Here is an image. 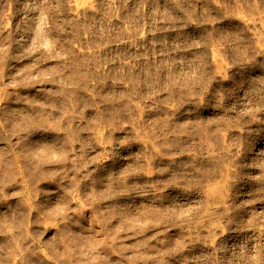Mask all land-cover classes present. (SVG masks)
<instances>
[{
  "label": "rangeland",
  "instance_id": "rangeland-1",
  "mask_svg": "<svg viewBox=\"0 0 264 264\" xmlns=\"http://www.w3.org/2000/svg\"><path fill=\"white\" fill-rule=\"evenodd\" d=\"M0 71V264H264V0H0Z\"/></svg>",
  "mask_w": 264,
  "mask_h": 264
},
{
  "label": "bare ground",
  "instance_id": "bare-ground-1",
  "mask_svg": "<svg viewBox=\"0 0 264 264\" xmlns=\"http://www.w3.org/2000/svg\"><path fill=\"white\" fill-rule=\"evenodd\" d=\"M1 70H2V68H1ZM1 73H2V71H0V75H1ZM4 74H5V73H4ZM4 74H3V75H4ZM4 76H5V75H4ZM0 99H1V98H0ZM2 99H3V98H2ZM33 101H34V100H33ZM34 102H35V101H34ZM27 104H29V107H30V103H27ZM27 104H26V107H28ZM31 104H33L32 101H31ZM34 105H35V104H33L32 106H34ZM35 106H36V105H35ZM26 107H25V108H26ZM29 107H28V109H29ZM1 108H2V107H1ZM23 108H24V106H23ZM23 108H22V109H23ZM31 108H33V107H31ZM31 108H30V109H31ZM2 109H3V108H2ZM2 109H1V110H2ZM22 109H19V112H20V110H22ZM33 109H37V108H33ZM23 110H24V109H23ZM26 110H27V109H26ZM26 110H25V111H26ZM37 110H38V109H37ZM37 110H36V111H37ZM27 111L29 112V110H27ZM34 111H35V110H34ZM1 112H5V111L3 110V111H1ZM17 112H18V111H17ZM20 113H21V112H20ZM22 113H23V112H22ZM35 113H37V112H34V115H35ZM1 114H2V113H1ZM4 114H5V113H4ZM4 114H3L2 116H4ZM7 114H8V113H7ZM7 114H6V116L8 117L9 114H8V115H7ZM25 114H26V117L28 116L27 118L30 117L29 114L27 115V113L24 112L23 115L25 116ZM30 114H32V112H31ZM19 115L21 116V114H19ZM23 115H22V116H23ZM32 115H33V114H32ZM37 115H38V114H37ZM37 115H36V116H37ZM2 116H0V117L2 118ZM9 116H10V115H9ZM24 116L22 117V120L25 118ZM7 117H6V118H7ZM31 117H32V119H30V120L33 121V118H34V117H33V116H31ZM39 117H40V115L38 116V118H39ZM1 118H0V120H1ZM4 118H5V116H4ZM18 118H19V117L14 118L15 120H12V122H13V121H14V122L16 121L14 124H13V123H6V122H5V119H4L3 122H0V166L2 167V165H3L2 163H4V165H5V167H6V170H5V171H6V174H7V172L10 171V172L8 173L9 177L7 176V178H6V174H4V176H5L4 178H5V179H11V180L14 179V175H13V174H14L15 172H14L13 170H14V166H15L16 161H17V160L15 161V159H17V158H16V156L14 155L15 153H14V154L11 153L12 151H10V145L8 144V146L6 147L7 144L5 143V138H4V135H3L2 131L7 132V134L9 135L8 137H11L10 134L13 135V133H11V132H12V131H15L14 129H17V130H19V131L21 132V130H25V128L27 127V130L24 131V133H26V132L28 131V129H29V126H28V125H25V123H24V125H25V126H24V125L22 124V122H20V121H22V120L18 121V120H19ZM20 118H21V117H20ZM27 118H26V119H27ZM35 118H36V117H35ZM35 118H34V119H35ZM36 119H37V118H36ZM8 120H10V117H8ZM8 120H7V121H8ZM28 120H29V119H28ZM30 120H29V121H30ZM38 120H39V119H38ZM23 121H25V120H23ZM26 121H27V120H26ZM4 122H5V123H4ZM9 122H10V121H9ZM41 122H42L41 120H39V121L35 120L32 124H34L36 127H37V126L40 127V126L42 125ZM27 123H28V122H27ZM4 124H5V126H4ZM28 124H29V123H28ZM23 126H24V128L22 129ZM32 126H33V125H32ZM10 127L12 128L11 130H10ZM30 127H31V125H30ZM36 127H35V129H36ZM32 128L34 129V127H31L30 129H32ZM30 129H29V130H30ZM58 130H59V129H58ZM34 131H35V130H34ZM22 132H23V131H22ZM30 132H31V130H30ZM30 132H29V133H30ZM35 132H36V131H35ZM18 133H19V132H18ZM29 133H28V134H29ZM36 133H37V132H36ZM38 133H40V132H38ZM69 133H70V134H69ZM19 134H20V133H19ZM21 134H22V133H21ZM28 134H27V135H28ZM32 134H33V133H32ZM56 134H58V133H56ZM56 134H55V138H56ZM68 134H69V137H70V135L72 134V131H71V132H68ZM23 135H26V134H23ZM63 135H66V134H63ZM63 135H62V136H63ZM29 136H30V135H29ZM43 136H44V135H43ZM5 137H6V136H5ZM24 137H25V136H24ZM24 137H23V138H24ZM31 137H32V136H31ZM58 137H59V135H58ZM58 137H57L56 139H58V140H59V139H62L61 137H59V138H58ZM26 138H28V136H27ZM40 138H41V137H40ZM63 138H64V140H65V139H67V136H66V137H63ZM7 139H8V138H7ZM17 139H18V138H17ZM38 139H39V137H38ZM38 139H36V140H38ZM42 139H43V138H42ZM44 139L46 140V138H44ZM53 139H54V138H53ZM33 140H34V139H33ZM40 140H41V139H40ZM48 140H50V139H48ZM64 140L62 139V140H59V141H61V142L64 143ZM8 141H10V140H8ZM19 141H20V140H19ZM19 141H18V143L23 144L22 142H19ZM24 141H25V140H24ZM24 141H23V142H24ZM27 141H28V139H27ZM27 141H26V142H27ZM52 141H53V140H52ZM52 141H50V142H52ZM55 141H56V140H55ZM65 141L68 142L67 140H65ZM26 142H25V143H26ZM34 142H35V141H34ZM50 142H49V143H50ZM53 142H54V141H53ZM57 142H58V141H57ZM61 142H59V143H60L59 145H60L61 148H64L67 144L65 143L66 145L63 147L62 144H61ZM4 143H5L6 145H5ZM18 143H17V144H18ZM25 143H24V144H25ZM29 143H30V142H29ZM32 143H33V142H32ZM32 143H31V144H32ZM55 143H56V142H55ZM55 143H54V144H55ZM3 144H4L5 146H4ZM31 144H29L30 148H32V147H31ZM34 144H35V143H34ZM34 144H33V147L35 146ZM38 144H40V143H38ZM38 144H36V145H38ZM43 144H44V146H45V143H43ZM46 144H48V143H46ZM52 145H53V144H52ZM56 145H58V144H56ZM18 146H19V145H18ZM18 146L15 145V146H13V148H14V147H17L18 149H20L19 147H21V146H19V147H18ZM27 146H28V145L26 144L25 147L27 148ZM39 146H40V145H39ZM41 146H42V143H41ZM46 146H47V145H46ZM48 146L51 147V143H50V145L48 144ZM11 147H12V146H11ZM23 147H24V146H23ZM35 147L37 148L38 146H35ZM50 147H49V150H47L48 148L46 147V148H44L45 150H44V149H39V151H38V150L36 149V151H37V152H40V150H44L45 152H44V151H43V152L45 153V155L47 154V157H48V156H49L48 153L51 152L50 149H51V148H55V146H54V147H51V148H50ZM57 147H58V146H57ZM28 148H29V147H28ZM28 148H27V149H28ZM30 148H29V152H28V150L26 149L27 152H28V154H30V151H32V150L35 149V148H32V150H30ZM38 148H39V147H38ZM41 148H42V147H41ZM61 148H59V149L61 150V151H60L61 153H59V150L55 148V150L58 151L59 155L62 154V149H61ZM65 148H67V147H65ZM18 149H17L18 152H17L16 154H18V156H19L20 152L22 153V151H20L22 148H21L20 150H18ZM13 150H14V149H13ZM22 150H23V149H22ZM64 150H65V149H64ZM64 150H63V151H64ZM66 150H67V149H66ZM19 151H20V152H19ZM46 151H47V153H46ZM48 151H49V152H48ZM52 151H53V149H52ZM32 152H33V151H32ZM32 152H31L30 155H31L32 157H33V155H34V159H36V158L38 157V156H37V155H38L37 152H36V156H35V154H34L35 152H34L33 154H32ZM41 152H42V151H41ZM41 152H40V153H41ZM43 152H42V153H43ZM64 152H66V151H64ZM22 154H23V153H22ZM22 154H20V156H21ZM28 154H27L26 157H27V158L29 157V159H31L32 157L30 158V155L28 156ZM49 154H50V153H49ZM39 155H41V154H39ZM42 155H43L44 157H41ZM42 155L40 156L42 159H43V158L47 159V157H45L44 154H42ZM50 155H53V154L51 153ZM64 155H65V153L63 154V157H62V158H65ZM14 156H15V157H14ZM20 156H19V158H20ZM53 156H54V155H53ZM53 156H52V157H53ZM61 156H62V155H61ZM65 156H66V155H65ZM40 157H39V158H40ZM21 158H23V155H22ZM39 158H37V159L39 160ZM48 159H49V158H48ZM48 159H47V162H46V160H45L46 163L43 161L44 159H43V160H39V161L36 160V161L39 163L38 165H40V167H43L45 164L49 166L50 163L47 164L48 162H52V163H53L52 160L50 161V160H48ZM50 159H52V158H50ZM20 160H22V159H20ZM20 160H19V161H20ZM32 160H33V159H32ZM32 160H31V161H32ZM22 161H23V160H22ZM26 161L28 162L27 159H26ZM41 161H43V162H41ZM32 162H33V161H32ZM40 162H41L42 164H43V163H45V164L42 165ZM21 163H22V162H21ZM23 163H24V162H23ZM30 163H31V162H30ZM52 163H51L52 168L50 167V168L52 169V170L50 169L51 172L54 170V169H53V165H54V164L52 165ZM28 164H29V162H28ZM35 164H37V163H34V166H35ZM38 165H37V167H39ZM41 165H42V166H41ZM24 166H25V165H24ZM26 166H27V165H26ZM29 166H31V165L29 164ZM32 166H33V164H32ZM3 167H4V166H3ZM37 167L35 166L36 170H35V168L33 167L35 171L38 170ZM40 167H39V168H40ZM15 168L18 169L19 167H15ZM23 168H24V167H23ZM26 168H28V166H27ZM1 169H2V168H1ZM1 169H0V172L2 171ZM41 169H42V168H41ZM41 169H40V170H41ZM57 169H58V168H57ZM7 170H9V171H7ZM18 170H19V169H18ZM23 170H24V169H23ZM31 170H32V169H31ZM43 170H44V169H43ZM46 170L50 171V170H49V167H48L47 169H45V173L48 172V171H46ZM55 170H56V168H55ZM19 171H21V170H19ZM38 171H39V170H38ZM60 171H62V170H60ZM60 171H58V173H59ZM13 172H14V173H13ZM25 172H26V171H25ZM28 172H29V171H28ZM28 172H27V173H28ZM39 172H40V171H39ZM41 172H42V171H41ZM51 172H49V173H47V174L50 175ZM43 173H44V172H43ZM45 173H44V176L47 175V174L45 175ZM53 173H54V171H53ZM53 173H51V176H49V177H51V179H52V178H54V177L56 176V181H57V175H59V174H57V175L54 174L55 176L53 175L54 177H52V174H53ZM55 173H56V171H55ZM63 173H64V172H63ZM63 173H61V177H63V178L65 179L66 174L63 175ZM73 173H74V172H73ZM18 174H19V177H20L21 175H20L19 172H18ZM25 174H26V173H25ZM36 174H37V173H36ZM40 174H41V173H40ZM0 175H1V173H0ZM10 175H13V176H12L13 178H11ZM26 175H30V173H28V174H26ZM1 176H2V175H1ZM64 176H65V177H64ZM24 177H25V176H24ZM58 177H59V176H58ZM61 177H59V179H60ZM20 178H22V177H20ZM27 178H29V177H28V176L25 177V180H26ZM30 178H31V181H32V180L34 181V179H32V177H30ZM30 178H29V179H30ZM46 178H48V176L45 177V179H46ZM63 178H62V179H63ZM2 179H3V177L1 178V180H2ZM5 179H4V180H5ZM4 180H3V181H4ZM11 180H10V181H11ZM38 180H39V179H38ZM53 180L55 181V178L52 179L51 181L53 182ZM3 181H2V183H4ZM10 181H9V182H10ZM21 181H22V179H21ZM23 181H24V180H23ZM23 181H22V182H23ZM27 181H28V183H29V180H27ZM36 181H37V180H35V182H36ZM45 181H48V179L45 180ZM49 181H50V180H49ZM51 181H50V184H52ZM6 182H8V181H6ZM35 182H34V183H35ZM37 182H38V181H37ZM39 182H40V180H39ZM28 183H27V184H28ZM32 183H33V182H32ZM32 183H31V184H32ZM48 183H49V182H48ZM48 183H46V185H47ZM57 183H61V182H60V181H59V182L57 181ZM64 183H65V182H63V183L61 184V187H60L61 193H62V187H63ZM37 184H38V183H37ZM50 184H49V185H50ZM21 185H22V184H21ZM34 185H35V184H33V186H34ZM58 185H60V184H58ZM58 185L55 184V186H58ZM22 186H23V185H22ZM29 186H30V185H29ZM29 186L26 185V188H27V187H28V188H31V186H30V187H29ZM33 186H32V189H31L32 191H33V188H34ZM36 186H38V185H36ZM36 186H35V187H36ZM52 186H54V185H52ZM109 186H110V185H109ZM45 187H47V186H45ZM22 188H23V187H22ZM56 188H57V187H56ZM64 188H65V186H64ZM45 189H46V188H45ZM48 189H50V188H48ZM52 189H53V188H52ZM65 189H66V188H65ZM65 189H64V191H65ZM31 190H30V191H31ZM34 190L37 191V188H36V189L34 188ZM46 190H47V189H46ZM57 190H59V188H58ZM27 191H28V190H27ZM39 191H40V190H38V193H39ZM48 191H50V190H48ZM52 191H53V190H52ZM64 191H63V193H64ZM28 192H29V191H28ZM45 192H46V191H45ZM50 192H51V191H50ZM53 192H55V191H53ZM56 192H57V191H56ZM65 192H67V191H65ZM40 193H41V191H40ZM46 193H49V192H46ZM61 193H60V194H61ZM63 193H62V194H63ZM67 193H68V192H67ZM67 193H66V194H67ZM69 193H70V192H69ZM28 194H30V195H29V198H31V197H32V196H31L32 193L29 192ZM52 194H53V193H52ZM52 194H51V195H52ZM60 194H59V195H60ZM64 194H65V193H64ZM32 195H33V194H32ZM36 195H37V194H36ZM38 195H39V194H38ZM38 195H37V196H38ZM53 195H55V194H53ZM56 195H57V194H56ZM30 196H31V197H30ZM40 196H41V195H40ZM40 196H39V197H40ZM61 196H64V195H61ZM66 196H67V195H66ZM66 196L63 197L64 200H65ZM98 196H99V195L96 194V196H95V194H94L93 197L97 199ZM33 197L35 198V196H33ZM33 197H32V199H34ZM56 197H57V196H56ZM70 197H71V193H70ZM26 198H27V197H26ZM29 198H28V199H29ZM63 198H62V201H63ZM68 198H69V197H68ZM22 199L25 200V198H22ZM22 199H20V200H22ZM36 199H37V197H36ZM55 199H56V198H55ZM59 199H60V198H59ZM59 199H57V200L60 201L61 199H60V200H59ZM96 199H95V200H96ZM20 200H17V202H16V206H15V207L17 208V209H16V212H17V210L19 209V210H18L19 213H20L19 215H21V213H22V214L24 213V210H25L26 208L24 209L23 206H24L25 204H27V202H25V203L23 202V203H22V201H24V200H22V201H20ZM57 200H55V201L52 200V201L56 202ZM68 200H69V199H68ZM97 200H101V197L99 196V199H97ZM25 201H26V200H25ZM31 201H32V200H31ZM33 201H34V200H33ZM37 201H38V200H37ZM62 201H61V202H62ZM65 201H66V200H65ZM69 201H71V200H69ZM34 203H36V202H34ZM58 203H59V202H57L56 204L59 205ZM63 203H66V206H64V207H67V204L70 203V202H68V201H66V202H62V205H59L60 209H62V210H61L62 213H63V210L65 211V209H66V208L63 209V207H61V206H63ZM23 204H24V205H23ZM30 204H31V203H30ZM51 204H52V203H51ZM54 204H55V203H54ZM54 204L52 205V206H53L52 208H49V209H50V212H51L52 209H55V208H54ZM60 204H61V203H60ZM14 205H15V202H14ZM27 205H28V204H27ZM68 205H69V204H68ZM207 205H209V202H207ZM32 206H33V205H32ZM25 207H27V206L25 205ZM30 207H31V206H30ZM55 207H56V205H55ZM59 207L57 206L56 208L59 210ZM27 208H28V207H27ZM28 209H29V208H28ZM30 209H31V208H30ZM35 210H36V209H35ZM55 210H56V209H55ZM58 210H56V211H58ZM32 211H33V210H32ZM37 211H38V210H36V212H37ZM56 211H55V213H51V215L54 214V216H55V215L57 216ZM28 212H30V211L28 210ZM50 212H49V213H50ZM53 212H54V211H53ZM59 212H60V211H59ZM25 213H26V210H25ZM25 213H24V214H25ZM39 213H40V211H39ZM43 213H46V212H43ZM57 213H58V212H57ZM17 214H18V213H17ZM30 214H31V213H29L28 216H29ZM40 214H41V213H40ZM40 214H39V215H40ZM60 214H61V213H60ZM19 215H18V216H19ZM83 215H84V214H83ZM26 216H27V214L25 215V217L23 216L24 218L21 216L22 219H24V221H25L26 218L28 217V216H27V217H26ZM31 216H34V215H31ZM36 216H37V215H36ZM54 216H52V217H54ZM56 216H55V217H56ZM77 216H80V215H77ZM81 217H82V216H81ZM81 217H80V218H81ZM43 218H44V217H43ZM84 218H85V216H84ZM84 218H81V219H84ZM19 219H21V218H19ZM48 219H49V218H48ZM50 219H52V218H50ZM53 219H54V218H53ZM56 219H57V217H56ZM85 219H86V218H85ZM28 220H29V219H28ZM33 220H34V218H33ZM123 220H124V219H122L121 221L123 222ZM24 221L21 220L22 224H24ZM31 221H32V220H31ZM37 221H39V220H36V221H34V222H37ZM79 221H80V220H79ZM84 221H85V220H84ZM25 222H26V221H25ZM32 222H33V221H32ZM34 222H33V223H34ZM39 222H40V221H39ZM79 223H81V222H79ZM120 223H121V222H120ZM123 223H124V222H123ZM125 223H126V221H125ZM125 223H124L123 227H124L126 224H128L129 222H127L126 224H125ZM132 223H133V221H132ZM25 224H26V223H25ZM34 224H35V223H34ZM121 224H122V223H121ZM133 224H134V223H133ZM80 225H82V224H80ZM85 225H87V224L85 223ZM83 226H84V223H83ZM126 226L129 227V226H132V224L129 223V225H126ZM126 226H125V227H126ZM84 227H85V226H84ZM118 227H119V228H118ZM118 227H117V229H119V232H120L122 226H121V227L118 226ZM123 227H122V228H123ZM125 227H124L123 229H125ZM132 228H133V227H132ZM128 229H130V228H128ZM144 230H145V229H144ZM146 230H147V229H146ZM115 231H117V230H114V232H115ZM125 231H128V230L126 229ZM117 232H118V231H117ZM141 232H142V231H141ZM126 233H127V232H126ZM144 233H145V232H144ZM115 234H118V233H115ZM142 235H143V234H142ZM84 237H85V236H84ZM86 237H88V236L86 235ZM86 237H85V238H86ZM86 239H87L88 242L84 241V239H83V240H80V244H81L82 241H83V243L86 242L85 245H86V247L88 246L86 250H88L89 248H91V247L94 245V243L91 244V243H92V240L90 241L91 238H89V239L86 238ZM43 241H44V240H43ZM43 241H42V242H43ZM89 241H90L91 243H90ZM93 241H94V240H93ZM96 241H97V240H95L94 242H96ZM52 242H53V241H52ZM56 242H59V241H56ZM56 242H55V243H56ZM99 242H100V241H99ZM99 242L97 241V243L95 244V246H93V247L95 248V249H94V248H93V249L95 250V252H97L96 255H98V256H96L95 254H91L93 250H91V251H86V250L84 249V251H83V253L88 252V253H90L91 255H94L95 257H93V258L91 257V258L93 259V262L96 263V264H99V263L102 264V262H103L104 259H105V260H106V259H107V260H110V259H111V258L108 259V257L105 256V255H104V257L102 256V253H103V254H104V253H107V251H106V250H107V247H106L107 245H105V247H106V250H105V249L102 247V246L104 245V243H103V245L101 246V244H99ZM43 243L45 244V243H50V242H49V240H48L47 242H43ZM53 243H54V242H53ZM53 243H51V244L54 245L55 243H54V244H53ZM77 243H79V242H77ZM77 243H76V246H77V245H80V244H77ZM100 243H102V242H100ZM124 243H125V242H124ZM40 244H41V242H40ZM56 244H58V243H56ZM118 244L120 245V243H118ZM118 244H116V245H118ZM85 245H84V244H81V246H83V248H86V247H84ZM119 245H118V246H119ZM46 246H47V245H46ZM59 246H60V245H59ZM63 246H65V245H63ZM120 246L125 248L124 251H126L127 249H129V248L126 249V246H125V245H123V246L120 245ZM120 246H119V247L115 246V247H117L118 249H121ZM55 247H56V245H55ZM109 247H110V246H109ZM127 247H128V245H127ZM67 248H68V247H67ZM80 248H82V247H80ZM97 248H99V250H98ZM110 248H111V247H110ZM62 249H63V252H64L65 248L63 247ZM66 250H67L68 252H70V251H69V250H70V247H69V249H66ZM71 250H72V249H71ZM89 250H90V249H89ZM129 251H130V250H128V252H129ZM99 252H102L100 256H99V254H100ZM128 252H127V253H128ZM108 253H109V252H108ZM65 254H66V253H65ZM65 254H64V256H65ZM90 254H89V255H90ZM68 255H69V253H67V256H68ZM70 255H71V253H70ZM86 255H87V257H89V255H88L87 253H86ZM108 255H109V254H108ZM133 255H134V256H138V254H133ZM67 256H66L65 258H67ZM83 256L85 257V254H84ZM128 256H129L128 259L131 260L132 258H130V253H129ZM134 256H133V259H135V260L137 259V260H138V257H137V258H134ZM139 256H140V255H139ZM105 257H106V258H105ZM109 257H110V255H109ZM68 258H70V256H68ZM55 259L57 260V257H56ZM82 259H83V263H84V262L86 263L85 258H82ZM86 259H87V258H86ZM89 259H90V257L88 258V260H89ZM92 259H90L89 261L92 262V261H91ZM117 259H119V257H117ZM133 259H132V262H133ZM142 259H143V258H142ZM142 259H141V257L139 258V260H140L141 262L143 261ZM58 260H59V258H58ZM64 260H66V259H64ZM79 260H80V259H79ZM84 260H85V261H84ZM88 260H87V261H88ZM120 260H121V259H120ZM120 260H116V258H114L113 260L108 261L109 263H107V261H106L105 264H118L117 261L120 262ZM139 260H138V261H139ZM67 261H68V260H67ZM67 261H65V262H67ZM138 261H136V262H138ZM79 262L82 263V261H79ZM141 262H140V263H141ZM146 262H147L146 260L143 261L144 264H147ZM67 263H68V262H67ZM69 263H70V262H69ZM78 264H80V263H78ZM86 264H87V263H86ZM89 264H92V263H89ZM103 264H104V263H103ZM120 264H121V263H120ZM153 264H154V263H153Z\"/></svg>",
  "mask_w": 264,
  "mask_h": 264
}]
</instances>
